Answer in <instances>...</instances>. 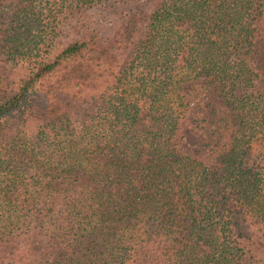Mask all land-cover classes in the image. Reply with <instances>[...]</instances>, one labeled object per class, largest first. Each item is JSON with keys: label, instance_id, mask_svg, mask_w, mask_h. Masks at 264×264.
I'll use <instances>...</instances> for the list:
<instances>
[{"label": "trees", "instance_id": "trees-1", "mask_svg": "<svg viewBox=\"0 0 264 264\" xmlns=\"http://www.w3.org/2000/svg\"><path fill=\"white\" fill-rule=\"evenodd\" d=\"M23 242L264 264V0H0V250Z\"/></svg>", "mask_w": 264, "mask_h": 264}, {"label": "rangeland", "instance_id": "rangeland-1", "mask_svg": "<svg viewBox=\"0 0 264 264\" xmlns=\"http://www.w3.org/2000/svg\"><path fill=\"white\" fill-rule=\"evenodd\" d=\"M185 135V132H182ZM180 147L182 150H186L187 146L185 143V139L181 141ZM254 244L252 249L259 253L261 251V242L259 240L258 235L254 237ZM10 247H5L0 250V258L12 260L15 264H32L37 261V254L35 253V246H29V243L23 242L21 244H12Z\"/></svg>", "mask_w": 264, "mask_h": 264}]
</instances>
